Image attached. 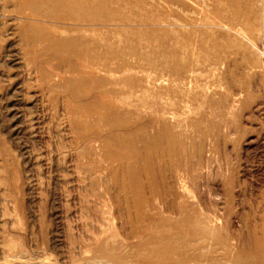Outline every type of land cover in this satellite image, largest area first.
I'll return each mask as SVG.
<instances>
[{
    "label": "rangeland",
    "instance_id": "374dc122",
    "mask_svg": "<svg viewBox=\"0 0 264 264\" xmlns=\"http://www.w3.org/2000/svg\"><path fill=\"white\" fill-rule=\"evenodd\" d=\"M156 1L163 9L159 17L191 23L157 27L118 23L100 28L45 20L39 39L27 43L22 34L23 21L0 0V264H34L36 257L44 255L60 264L89 258L78 243L73 244V237L83 243L93 236L86 227L97 216L88 210L98 201L90 198V182L85 181L83 170L86 161L92 160L83 155L84 144L77 142L69 121L67 94L52 92L57 83L66 89L73 77L68 71L70 63L32 57L49 52L51 46L73 37L80 28L108 29L116 34L113 43L132 44L143 59V99L159 104L153 110H143L144 120L155 121L160 146L178 159L176 169H171V157L164 160L169 167L162 170L160 203L192 206L206 219L211 218L209 234L214 237L206 239L209 254L221 258L224 264H233L239 258L246 263L248 254L256 251L254 238L264 233V30L254 28L257 42L248 43L238 35L239 29L199 24L207 18L213 20V2ZM248 1L264 13V0ZM121 8L114 9L110 18L140 15ZM172 32L175 35L169 38ZM207 33L208 37L218 35L214 38L227 44L242 41L246 49L232 46L227 63L207 62L199 68L202 75H187V80L179 79L174 74L177 69L172 67L164 74L149 71L153 63L158 68L168 62L179 69L188 62L191 66L197 60L193 53L206 55L196 45ZM187 34L192 37L187 38ZM189 40L193 43L186 52L182 47ZM59 65L61 79L52 78L50 71ZM124 77L115 74L111 78L120 82ZM209 85L211 89L207 90ZM53 96L58 98L51 102ZM165 127L171 135L164 132ZM24 256L26 263L22 261Z\"/></svg>",
    "mask_w": 264,
    "mask_h": 264
},
{
    "label": "bare ground",
    "instance_id": "6f19581e",
    "mask_svg": "<svg viewBox=\"0 0 264 264\" xmlns=\"http://www.w3.org/2000/svg\"><path fill=\"white\" fill-rule=\"evenodd\" d=\"M208 1L213 2V20L207 18L204 22L198 21L199 24L230 26L234 30L239 29L238 35L248 43L257 42L254 28L259 26L264 30V13L252 8L248 0ZM4 3L12 7V14L23 21L22 34L27 43L39 39L38 32L44 29L45 24L42 22L45 20H64L76 26L100 28L118 23L139 26L172 23L186 26V23H191L179 18L159 17L163 9L156 0H4ZM121 7H127L140 15L137 18L126 16L111 19L114 9ZM4 9L6 11V7ZM225 10L229 13L226 14ZM33 22L37 23L32 25ZM80 29H77L73 37L51 46L49 52L32 56L48 61L56 60L60 64L70 63L68 71L73 77L65 86L66 89L57 83L52 86V92L67 94L65 107L69 121L78 136L77 142L84 144L83 155L92 160V163L86 161L83 170L85 181L90 182V198L98 201L96 204L99 206L88 210L97 216L94 223L86 227L93 236L85 238L83 243L73 237V244L78 243L89 258H74L71 264H224L221 258L209 254L210 247L206 239L214 237V234H209L210 224L213 223L211 218L206 219L192 206L170 207L159 201L163 193L160 188L162 170L165 171L167 167L164 160L171 157V169H176L178 159L171 150L160 146L155 121L144 120L143 110H153L159 104L147 103L143 99L140 74L145 69L138 49L124 41L113 43L116 34L108 29ZM174 35L172 32L168 37L173 38ZM208 35L203 34L195 44L206 55L194 56L193 53L192 57L197 60L191 66L187 65L188 62L184 68L179 69L176 64L168 62L158 68L154 63H149V71L164 74L172 67L177 69L174 74L179 79H186L187 75L198 77L203 74L199 68L209 64L207 62L215 60L218 64H224L229 58L228 49L232 46L246 49L242 41H235V45L227 44L214 38L218 36L214 33L213 36ZM188 37H192V34H187ZM261 41L264 42V38ZM191 43L188 42L182 48L187 52ZM61 71L60 65L54 66L50 74L52 78L61 79ZM115 74H124L125 77L120 82H114L111 77ZM211 86H206V89H211ZM53 97L51 102L58 98ZM164 132L171 135L168 127H165ZM164 208H168L167 214ZM253 245L256 251L248 254L246 263L239 258L233 264H264V233L254 238ZM44 256L34 257L36 262L33 263L60 264L51 256ZM25 260L24 256L22 261Z\"/></svg>",
    "mask_w": 264,
    "mask_h": 264
}]
</instances>
